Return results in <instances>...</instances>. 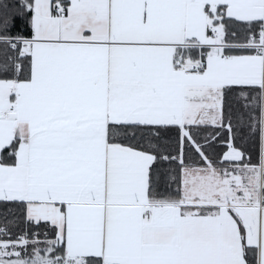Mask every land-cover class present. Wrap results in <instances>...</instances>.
Segmentation results:
<instances>
[{
	"label": "snow or ice",
	"instance_id": "snow-or-ice-1",
	"mask_svg": "<svg viewBox=\"0 0 264 264\" xmlns=\"http://www.w3.org/2000/svg\"><path fill=\"white\" fill-rule=\"evenodd\" d=\"M0 264H264V0H0Z\"/></svg>",
	"mask_w": 264,
	"mask_h": 264
}]
</instances>
